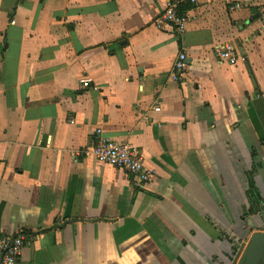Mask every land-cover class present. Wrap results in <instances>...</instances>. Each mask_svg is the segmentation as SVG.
Instances as JSON below:
<instances>
[{"label":"crops","instance_id":"1","mask_svg":"<svg viewBox=\"0 0 264 264\" xmlns=\"http://www.w3.org/2000/svg\"><path fill=\"white\" fill-rule=\"evenodd\" d=\"M168 2L0 0V236H26L22 264H232L224 234L264 228V207L243 219L248 171L264 197V0L188 2L184 32L157 24ZM97 129L152 179L86 155Z\"/></svg>","mask_w":264,"mask_h":264},{"label":"built area","instance_id":"2","mask_svg":"<svg viewBox=\"0 0 264 264\" xmlns=\"http://www.w3.org/2000/svg\"><path fill=\"white\" fill-rule=\"evenodd\" d=\"M188 2L195 3L196 0H169L167 8L158 18L157 24L160 26L163 23H170L179 32H184L190 17L187 12H182L181 8ZM238 7L237 4L233 6V9ZM219 57L233 65L237 64L240 59L236 50L230 46L220 50ZM186 61L187 55L182 52L175 63V79L185 69ZM81 82L83 86H89L92 80L89 77H84ZM84 153L86 155L93 154L97 160L131 174L139 185H144L152 179V172L145 166L143 157L136 147L104 136L101 129L96 131V143L93 148L85 150ZM26 240L24 234L15 237L0 236V264H22L21 255Z\"/></svg>","mask_w":264,"mask_h":264},{"label":"rangeland","instance_id":"3","mask_svg":"<svg viewBox=\"0 0 264 264\" xmlns=\"http://www.w3.org/2000/svg\"><path fill=\"white\" fill-rule=\"evenodd\" d=\"M261 207L263 209L264 202L261 204ZM254 229L256 230H251L250 235L248 234L247 237L242 239L230 234H224V236H226L228 240H230L232 245L231 255L228 256V259L232 264H245L247 256L252 249L253 242L258 238L264 237L263 227H254ZM261 261L264 264V254L258 264H260Z\"/></svg>","mask_w":264,"mask_h":264},{"label":"trees","instance_id":"4","mask_svg":"<svg viewBox=\"0 0 264 264\" xmlns=\"http://www.w3.org/2000/svg\"><path fill=\"white\" fill-rule=\"evenodd\" d=\"M255 174L256 169H252L247 172L248 177V190H247V196L249 199V207L247 206L243 212V219H245L247 216H250L252 214H257L262 210L261 204L264 202V197L257 188V184L255 182ZM263 262L261 261L260 264Z\"/></svg>","mask_w":264,"mask_h":264},{"label":"water","instance_id":"5","mask_svg":"<svg viewBox=\"0 0 264 264\" xmlns=\"http://www.w3.org/2000/svg\"><path fill=\"white\" fill-rule=\"evenodd\" d=\"M264 254V237L253 242L245 264H258Z\"/></svg>","mask_w":264,"mask_h":264},{"label":"flooded vegetation","instance_id":"6","mask_svg":"<svg viewBox=\"0 0 264 264\" xmlns=\"http://www.w3.org/2000/svg\"><path fill=\"white\" fill-rule=\"evenodd\" d=\"M263 264V263H262Z\"/></svg>","mask_w":264,"mask_h":264}]
</instances>
